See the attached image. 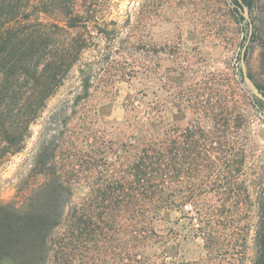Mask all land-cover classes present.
Returning <instances> with one entry per match:
<instances>
[{
    "label": "trees",
    "instance_id": "16d2710c",
    "mask_svg": "<svg viewBox=\"0 0 264 264\" xmlns=\"http://www.w3.org/2000/svg\"><path fill=\"white\" fill-rule=\"evenodd\" d=\"M242 3L251 16L263 7ZM105 4L0 0V167L25 151L31 124L80 65L79 91L46 122L57 129L42 135L16 197L0 202V264H146L145 249L173 241L172 212L195 218L214 254L221 234L246 230L247 114L208 79L165 80L169 107L190 116L186 127L142 91L110 135L98 125L99 95L146 70L143 13L120 24L100 17ZM256 200L251 264H264V190Z\"/></svg>",
    "mask_w": 264,
    "mask_h": 264
},
{
    "label": "rangeland",
    "instance_id": "374dc122",
    "mask_svg": "<svg viewBox=\"0 0 264 264\" xmlns=\"http://www.w3.org/2000/svg\"><path fill=\"white\" fill-rule=\"evenodd\" d=\"M237 0H106L100 14L120 24L132 22L143 13L142 39L146 44L144 76L116 78L105 95L96 99V121L110 135L123 120V104L139 92L147 100H160L167 106V118L171 117L181 127H186L190 116L166 100L165 80L175 79L182 86L209 80L213 87L224 93L233 103L236 114H247L248 161L244 180L250 196L248 225L242 234L227 231L221 234L219 254L205 246L208 234L196 231V220L191 215L172 212L168 225L174 229L173 241L165 248L156 245L145 249L146 264H251L254 258L255 226L259 216L257 196L264 190V102L244 81L240 66V54L246 43L249 25ZM252 16L253 39L246 50V67L264 94V0ZM237 8V12H235ZM233 9V11H231ZM44 18V17H43ZM62 23L61 19H52ZM92 58L91 52L84 54ZM179 66V68L177 67ZM189 66L191 70H185ZM80 65L72 69L64 85L48 100L30 127V138L25 151L12 157L0 167V202L16 197L17 184L29 170L43 134L49 131L48 118L58 106L76 95L80 86ZM248 99H243V97ZM246 101V103H245ZM189 208V206H188ZM189 210V209H188ZM241 245V246H240ZM237 246V247H236ZM234 258H231L234 254Z\"/></svg>",
    "mask_w": 264,
    "mask_h": 264
},
{
    "label": "water",
    "instance_id": "95a60500",
    "mask_svg": "<svg viewBox=\"0 0 264 264\" xmlns=\"http://www.w3.org/2000/svg\"><path fill=\"white\" fill-rule=\"evenodd\" d=\"M237 1L240 3V9L244 11L243 15H244V17H245V19L249 25L248 37H247L246 43L243 46L241 54H240V66H241V70H242L243 79L252 88L255 95L262 102H264V94L262 92H260L259 88L256 86L254 81L251 79V77L249 76V74L247 72V67H246V50H247V47L250 43V40H251V37L253 34V22H252L251 17L248 15L247 7L242 3V0H237Z\"/></svg>",
    "mask_w": 264,
    "mask_h": 264
}]
</instances>
